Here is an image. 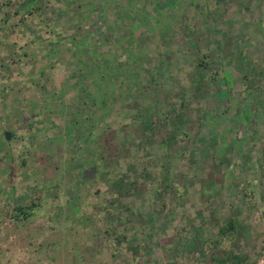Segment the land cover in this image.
<instances>
[{"label": "rangeland", "instance_id": "1", "mask_svg": "<svg viewBox=\"0 0 264 264\" xmlns=\"http://www.w3.org/2000/svg\"><path fill=\"white\" fill-rule=\"evenodd\" d=\"M0 264H264V0H0Z\"/></svg>", "mask_w": 264, "mask_h": 264}, {"label": "water", "instance_id": "2", "mask_svg": "<svg viewBox=\"0 0 264 264\" xmlns=\"http://www.w3.org/2000/svg\"><path fill=\"white\" fill-rule=\"evenodd\" d=\"M4 136H5L6 140H9L11 138V133L10 132H5Z\"/></svg>", "mask_w": 264, "mask_h": 264}, {"label": "trees", "instance_id": "3", "mask_svg": "<svg viewBox=\"0 0 264 264\" xmlns=\"http://www.w3.org/2000/svg\"><path fill=\"white\" fill-rule=\"evenodd\" d=\"M232 226H233V224L230 222V223H229V228L232 227Z\"/></svg>", "mask_w": 264, "mask_h": 264}]
</instances>
